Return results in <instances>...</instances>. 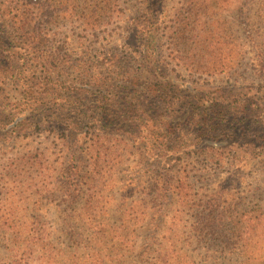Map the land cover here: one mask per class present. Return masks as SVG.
Here are the masks:
<instances>
[{"label":"rangeland","instance_id":"374dc122","mask_svg":"<svg viewBox=\"0 0 264 264\" xmlns=\"http://www.w3.org/2000/svg\"><path fill=\"white\" fill-rule=\"evenodd\" d=\"M0 15L20 67H0V264H264V0H0ZM156 82L170 101L145 93ZM113 93L154 119L193 101V120L173 142L102 126Z\"/></svg>","mask_w":264,"mask_h":264},{"label":"trees","instance_id":"16d2710c","mask_svg":"<svg viewBox=\"0 0 264 264\" xmlns=\"http://www.w3.org/2000/svg\"><path fill=\"white\" fill-rule=\"evenodd\" d=\"M1 16V15H0ZM4 33V23L1 21V17H0V67L3 69H8L9 66L14 67V69H18L20 67H18L15 64V57H13L10 53L5 54V47L7 46V42L5 37L3 36ZM143 45V48L147 47L146 50H144L145 54L142 55V66L144 67L146 72L151 73V69H156L157 67H155V63H157V61H154V59L152 58L154 55V51L151 49L148 45H146L145 41H142L141 43ZM22 74V73H21ZM132 75L129 76H122L120 78H118L119 80L125 81V80H130V84L133 83V81L136 80L137 77L132 78ZM113 78V77H112ZM129 82V81H128ZM148 87L145 88L146 92L145 93H151L153 92L154 94L158 93L160 98L166 102V101H170L168 99V97L171 94H174V91L168 89L169 83L168 84H164L162 82L159 83H150L147 84ZM161 87V88H159ZM32 88V87H31ZM159 88V89H158ZM178 88V87H177ZM176 91V90H175ZM123 92V91H121ZM117 94V91H116ZM113 93L114 97H111L109 99H107L106 101H102L103 104V110L106 113H109L107 115H105L104 120L103 121L101 118L97 119L100 122H102V126H108L110 124H115L117 126H121L122 124H126L127 121L129 122H135L137 123L138 121H142L141 124H148L149 123H154V128L155 129H159L164 130L165 133H163V136L170 140V141H177L180 140L181 135L180 134H176L175 131V123L178 120L184 119L186 118L187 121H189V123L193 120V117H191L192 115V106L196 105V103L193 101H185V100H180L178 99L177 102L172 101V102H167L168 106L170 107L169 109H173V114L171 115H162L157 119H154L153 116H148L146 117L145 115H141L139 114V110L142 111L144 110V108L147 106V104H144L143 100L138 98H134L131 102L128 101V103H126V101H124L125 99H121L115 96H118ZM37 93L35 91H29L28 92V96L32 98V101H35ZM177 96V95H176ZM188 105V106H187ZM218 104H211L210 109H207V113L203 112L202 118L200 120H202L203 123H205V134H208L209 137L211 138H217V137H221L224 136V131H225V127L220 125V121H219V116L218 114L216 115V113L218 112L217 109L218 108ZM186 108V113L185 114H189V116L185 117V115L183 117L181 116H174L176 111L178 109H183ZM191 109V110H190ZM144 122V123H143ZM157 123H159V125H157ZM231 125L233 126V129L231 130V132L229 134H227V136H233V135H237V133H235V128L236 125L234 124V119H231ZM226 130H229V128H227ZM174 133V134H173Z\"/></svg>","mask_w":264,"mask_h":264}]
</instances>
